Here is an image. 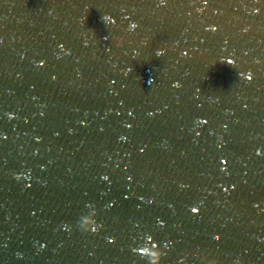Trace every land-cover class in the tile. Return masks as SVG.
Here are the masks:
<instances>
[{"label": "water", "instance_id": "95a60500", "mask_svg": "<svg viewBox=\"0 0 264 264\" xmlns=\"http://www.w3.org/2000/svg\"><path fill=\"white\" fill-rule=\"evenodd\" d=\"M161 246L264 264V0H0V264Z\"/></svg>", "mask_w": 264, "mask_h": 264}, {"label": "clouds", "instance_id": "9594fccd", "mask_svg": "<svg viewBox=\"0 0 264 264\" xmlns=\"http://www.w3.org/2000/svg\"><path fill=\"white\" fill-rule=\"evenodd\" d=\"M252 11L257 12V11H258V8H253ZM105 18H106V19H109V20L112 19L111 17H108V16H105ZM133 24H134V23H133ZM162 51H163V49L158 50L157 54L159 55ZM230 58H231V57H230ZM221 59L223 60L224 58H221ZM229 62L234 63L233 60H232V58L229 59ZM40 63H42V62H40ZM129 70H130V69H129ZM249 73H251V71H249ZM251 77H252V73H251V75L248 77V79H250ZM9 115H12V114L10 113ZM259 151H260V149L258 148V149H257V152H259ZM160 223H162V222L160 221ZM92 224H95V218H94V216L91 217L88 221H85V224H84L85 230L87 231V229H88ZM65 227L67 228L68 225L66 224ZM97 230H98V229L95 228V227L92 228V232H95V231H97ZM217 236H218V235H217ZM108 239L111 240L112 238L110 237V238H108ZM41 247H43V245H41ZM164 255H165L164 247L161 246V248L159 249L158 255H157L156 257L151 258L150 261H149V264H161V260H162V257H163ZM209 264H217V261H216L215 259H213V260L209 261ZM236 264H240V261L237 260V261H236Z\"/></svg>", "mask_w": 264, "mask_h": 264}, {"label": "snow or ice", "instance_id": "6c2138e0", "mask_svg": "<svg viewBox=\"0 0 264 264\" xmlns=\"http://www.w3.org/2000/svg\"><path fill=\"white\" fill-rule=\"evenodd\" d=\"M162 2H166V0H162ZM206 2H207V0H205V3H206ZM259 11H260V9L258 8V11H257V12H259ZM136 26H137V25H136L135 23L131 25L132 28H135ZM211 27L214 28L215 26H211ZM61 47H63V45H61ZM40 62H42V63H40ZM233 62H234V61H233ZM39 63L42 65V64L45 63V61H44V60H40ZM250 79H252V77H251ZM177 86H178V82H177ZM129 127H131V125H129ZM122 138H123V137H122ZM259 152H260V151H259ZM259 152H258V153H259ZM105 179H107V177H105ZM233 187H234V186H233ZM192 211H193V212H198V211H199V206H198V205L193 206V207H192ZM161 222L164 223L163 220H161ZM219 238H220V237H219V235H218V236L216 237V239H219ZM111 240H114V237H112Z\"/></svg>", "mask_w": 264, "mask_h": 264}]
</instances>
